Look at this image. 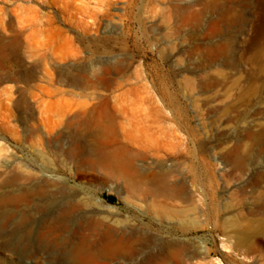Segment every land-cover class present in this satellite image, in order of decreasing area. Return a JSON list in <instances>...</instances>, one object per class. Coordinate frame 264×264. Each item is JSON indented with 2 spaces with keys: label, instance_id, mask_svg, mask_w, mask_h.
<instances>
[{
  "label": "rangeland",
  "instance_id": "obj_1",
  "mask_svg": "<svg viewBox=\"0 0 264 264\" xmlns=\"http://www.w3.org/2000/svg\"><path fill=\"white\" fill-rule=\"evenodd\" d=\"M63 194L174 239L164 264H264V234H236L264 220V0H0V264H63L88 228Z\"/></svg>",
  "mask_w": 264,
  "mask_h": 264
},
{
  "label": "bare ground",
  "instance_id": "obj_2",
  "mask_svg": "<svg viewBox=\"0 0 264 264\" xmlns=\"http://www.w3.org/2000/svg\"><path fill=\"white\" fill-rule=\"evenodd\" d=\"M108 157L110 163H112V165L117 167L119 170L126 167L132 169L134 165L132 160L126 159L125 154L119 150L111 154L109 153ZM147 177L148 181L150 180L151 182L161 180V178H158L155 174H151ZM184 185L186 186V184ZM161 190H155L154 187L145 188L143 191L144 195L147 198H151L150 202L147 204L148 209L150 211H157L158 209V211L160 210L164 216L170 218L174 217L183 222L184 219L181 218L184 216L186 217L189 209L191 210V208H176L173 206L158 204L157 197L161 196ZM176 190L178 189L176 188ZM176 190L175 192H177ZM78 193L79 192H77V195ZM178 193L180 194L182 192ZM77 195L65 196L63 194L64 197L62 199L52 197L48 203V208L53 212L55 211L59 218H75L76 221H83L88 225L86 231L84 230L81 233L79 241L73 245L72 250L61 254L63 264H112L111 261L115 257L121 256L122 254H129L130 256L134 255L138 252L137 244H139V242H144L147 246H149L152 239L156 240L153 248L154 251L152 250L148 252L149 256L147 260L142 262V264H164L163 254L165 253V250H168L167 254L173 258L178 255V248L174 249L173 247L172 249L169 247L176 245L177 242L173 241L174 239L170 241L163 240L159 237H153L149 234V228L140 231L138 234H136L133 230L127 234L121 233L120 230L112 222H110V220H108L109 217L116 216L119 212L115 206L102 204V200L99 198H95L96 202L94 201V203H91V201H84L82 198H78ZM192 202L190 204H192ZM197 203L199 202H196V204ZM86 208H92V211H83V214L80 212L79 214L81 215H76L79 210ZM97 214L103 216L98 217ZM171 227L175 230L177 227H180L183 231L189 229L187 226L174 225ZM257 233L264 234V220H262L258 226L239 228L236 231V234L241 241ZM64 245L65 244L62 243L59 246L62 247Z\"/></svg>",
  "mask_w": 264,
  "mask_h": 264
}]
</instances>
